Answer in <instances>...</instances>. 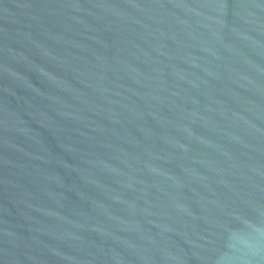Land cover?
Returning a JSON list of instances; mask_svg holds the SVG:
<instances>
[{"label": "water", "instance_id": "1", "mask_svg": "<svg viewBox=\"0 0 264 264\" xmlns=\"http://www.w3.org/2000/svg\"><path fill=\"white\" fill-rule=\"evenodd\" d=\"M0 264H264V0H0Z\"/></svg>", "mask_w": 264, "mask_h": 264}]
</instances>
